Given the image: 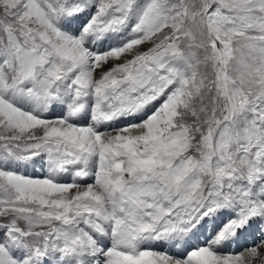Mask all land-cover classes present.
<instances>
[{"label":"snow or ice","instance_id":"6c2138e0","mask_svg":"<svg viewBox=\"0 0 264 264\" xmlns=\"http://www.w3.org/2000/svg\"><path fill=\"white\" fill-rule=\"evenodd\" d=\"M0 264H264V0H0Z\"/></svg>","mask_w":264,"mask_h":264}]
</instances>
